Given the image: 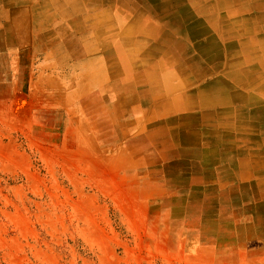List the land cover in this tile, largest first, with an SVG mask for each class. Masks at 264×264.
<instances>
[{
	"label": "rangeland",
	"instance_id": "374dc122",
	"mask_svg": "<svg viewBox=\"0 0 264 264\" xmlns=\"http://www.w3.org/2000/svg\"><path fill=\"white\" fill-rule=\"evenodd\" d=\"M34 39L23 54L3 50L0 33V264H264V196L161 155L144 139L159 117L126 112V99L114 112L110 83L97 98L95 71L111 51L69 60L44 52L55 37ZM147 60L152 73L167 66L163 51Z\"/></svg>",
	"mask_w": 264,
	"mask_h": 264
},
{
	"label": "crops",
	"instance_id": "0c3cea01",
	"mask_svg": "<svg viewBox=\"0 0 264 264\" xmlns=\"http://www.w3.org/2000/svg\"><path fill=\"white\" fill-rule=\"evenodd\" d=\"M250 1L0 0V20L8 22L0 24V33L6 40L3 50L23 54L34 50V37L40 34L55 37L45 45V53L63 51L69 60L73 51H111V65L99 60L95 71L97 98L104 100L105 86L110 83L114 112L120 100L126 99V112L149 110L159 117L154 126L146 125L144 139L153 145L157 140L159 147L166 148L161 155H173L177 163L207 167L214 174L229 172L242 186L264 196V46L256 43L246 52L247 35L232 34L222 42L223 35L220 40L217 30L207 28L210 18L214 25L218 18L227 31L233 21L250 20L248 31L264 40V7ZM224 3L231 4L229 9L220 6ZM89 7L99 11L89 13ZM76 36L78 42L73 40ZM215 41L219 61L213 60L215 50L208 45ZM244 49L246 55L228 61L229 54ZM153 51H163L169 67L158 64L152 73L147 58ZM134 53L143 57L126 58L127 54L135 58ZM133 65L143 71L134 72ZM80 84L86 98L87 78L81 77ZM153 84L161 89L159 97L152 93ZM154 99L160 102L152 104Z\"/></svg>",
	"mask_w": 264,
	"mask_h": 264
},
{
	"label": "bare ground",
	"instance_id": "6f19581e",
	"mask_svg": "<svg viewBox=\"0 0 264 264\" xmlns=\"http://www.w3.org/2000/svg\"><path fill=\"white\" fill-rule=\"evenodd\" d=\"M262 1H264V0H262ZM250 2H254V3H252V4H255V5H257V6H259V7H264V2H261V0H251ZM233 3H235L234 1H233ZM220 6H222L223 7V9H226V8H228V7H230L231 6V4H226V3H224V6L222 5V4H220ZM233 6V5H232ZM229 9V8H228ZM262 9H264V8H262ZM219 10H221L220 8L218 9V7H217V11H219ZM209 21H211V26L210 25H207V28H211V29H214V30H217L218 31V33H219V36H220V40H221V36L223 35V37H222V42H224L223 41V38H227V37H229V35H232V34H234V35H239L240 33L242 34H244V35H247V41L244 43L245 45V49H246V52L247 51H250V49L252 48V47H257V46H255L256 45V43L257 44H261L260 46L262 47V46H264V40H259V39H256L255 37L256 36H254L253 35V33H250L248 30H250L249 29V26H248V24H246L248 21H250V20H248V21H240V22H236V21H231L232 22V25L233 26H231L232 28H230V30L228 29V31L226 30V28H223V26H220L221 25V23H220V20H218V18H216L215 19V25H214V18H210V19H208ZM231 20V19H230ZM229 20V21H230ZM222 21V20H221ZM258 22L260 21V20H257ZM262 21H264V20H262ZM262 21H261V23H262ZM193 22V24H194V20L192 21ZM255 23V22H254ZM229 24V23H228ZM253 24V23H252ZM188 27H190V26H188ZM229 28V27H228ZM235 28H236V30H235ZM204 30V29H203ZM202 30V31H203ZM211 31V30H210ZM105 35V34H104ZM251 35V36H250ZM212 44V46H209V48H212V50H215L214 52H212L213 54H214V56H211L212 58H213V60L214 61H219V60H221V57H219L221 54H220V52H219V49H218V46H217V43H216V41L215 42H213V43H210V44H208V45H211ZM228 47V46H227ZM245 49L242 51V52H240V53H238V54H236V55H230L229 54V57H228V61H230L231 60V62H234L235 60H237V59H239L240 58V55H246V54H244L245 53ZM255 51V50H254ZM208 53V52H207ZM210 57V58H211ZM227 58V57H226ZM257 58V57H256ZM233 67V66H232ZM163 68V67H162ZM230 71V70H229ZM231 73V72H230ZM256 79V78H255ZM238 89V88H237ZM218 91H222V87L221 86H219L218 87ZM246 97V96H245ZM18 106H19V108H22V107H24V102H19L18 103ZM23 111V110H22ZM248 119V118H247ZM259 120V119H258ZM234 130V129H233ZM262 135V134H261Z\"/></svg>",
	"mask_w": 264,
	"mask_h": 264
}]
</instances>
